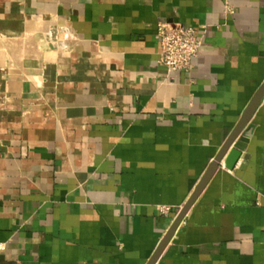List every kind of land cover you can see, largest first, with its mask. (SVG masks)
Returning a JSON list of instances; mask_svg holds the SVG:
<instances>
[{
    "label": "crops",
    "instance_id": "obj_1",
    "mask_svg": "<svg viewBox=\"0 0 264 264\" xmlns=\"http://www.w3.org/2000/svg\"><path fill=\"white\" fill-rule=\"evenodd\" d=\"M160 23L202 35L189 73ZM263 82L264 0H0V264H147ZM251 124L155 264H264Z\"/></svg>",
    "mask_w": 264,
    "mask_h": 264
},
{
    "label": "water",
    "instance_id": "obj_2",
    "mask_svg": "<svg viewBox=\"0 0 264 264\" xmlns=\"http://www.w3.org/2000/svg\"><path fill=\"white\" fill-rule=\"evenodd\" d=\"M263 99L264 82L252 97L233 132L225 141L217 156L206 169L204 175L195 187L194 192L191 194L186 204L174 219L172 225L166 232L165 236L163 237L162 241L156 248L147 264H155L157 262L158 258L174 236L176 230L183 222L184 218L186 217L198 197L201 195L202 191L205 189L211 178L214 176L216 171L220 168V166L223 165L227 170L234 169L241 157V153L245 150L246 144L248 143V135L246 133L250 132L253 129L251 119Z\"/></svg>",
    "mask_w": 264,
    "mask_h": 264
},
{
    "label": "built area",
    "instance_id": "obj_3",
    "mask_svg": "<svg viewBox=\"0 0 264 264\" xmlns=\"http://www.w3.org/2000/svg\"><path fill=\"white\" fill-rule=\"evenodd\" d=\"M226 9L231 12L229 6ZM156 39L161 48L158 63L168 72L189 73L193 69V61L202 46V35L197 30L182 24L160 23ZM160 210L166 213L169 208L161 207Z\"/></svg>",
    "mask_w": 264,
    "mask_h": 264
}]
</instances>
